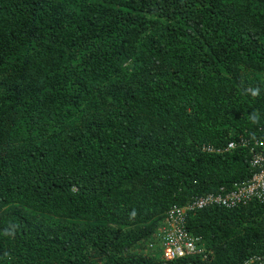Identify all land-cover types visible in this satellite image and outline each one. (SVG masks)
I'll return each instance as SVG.
<instances>
[{
	"label": "trees",
	"instance_id": "16d2710c",
	"mask_svg": "<svg viewBox=\"0 0 264 264\" xmlns=\"http://www.w3.org/2000/svg\"><path fill=\"white\" fill-rule=\"evenodd\" d=\"M256 141L264 0H0V264L264 258L256 201L188 211L189 256L159 239Z\"/></svg>",
	"mask_w": 264,
	"mask_h": 264
},
{
	"label": "built area",
	"instance_id": "2783aa9c",
	"mask_svg": "<svg viewBox=\"0 0 264 264\" xmlns=\"http://www.w3.org/2000/svg\"><path fill=\"white\" fill-rule=\"evenodd\" d=\"M247 148L246 142L240 143ZM234 149V144H229ZM253 149L255 153L253 152ZM253 157L250 166L254 174L242 184L235 185L230 191L221 195H209L197 199L190 207L174 209L159 230L162 257L165 261L189 256L196 252L195 240L184 230V221L188 211L202 210L218 206L225 209L256 201L264 205V141H256L252 147ZM244 264H264V258H252Z\"/></svg>",
	"mask_w": 264,
	"mask_h": 264
}]
</instances>
